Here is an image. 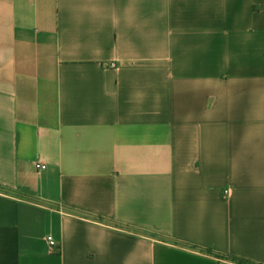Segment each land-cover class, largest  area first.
Returning <instances> with one entry per match:
<instances>
[{
    "label": "crops",
    "instance_id": "0c3cea01",
    "mask_svg": "<svg viewBox=\"0 0 264 264\" xmlns=\"http://www.w3.org/2000/svg\"><path fill=\"white\" fill-rule=\"evenodd\" d=\"M0 264H264V0H0Z\"/></svg>",
    "mask_w": 264,
    "mask_h": 264
},
{
    "label": "built area",
    "instance_id": "2783aa9c",
    "mask_svg": "<svg viewBox=\"0 0 264 264\" xmlns=\"http://www.w3.org/2000/svg\"><path fill=\"white\" fill-rule=\"evenodd\" d=\"M111 66L113 68H115L116 67V64L113 63ZM41 169H46V166L45 165L41 166ZM48 241H49V244H50L51 247H56L57 246L56 242L51 237L48 238Z\"/></svg>",
    "mask_w": 264,
    "mask_h": 264
},
{
    "label": "trees",
    "instance_id": "16d2710c",
    "mask_svg": "<svg viewBox=\"0 0 264 264\" xmlns=\"http://www.w3.org/2000/svg\"><path fill=\"white\" fill-rule=\"evenodd\" d=\"M208 253L213 254L211 251H208ZM215 256H217L218 258H221L220 255H215ZM233 260H236V261H238L240 263H247L246 261H243V260H238V259H233Z\"/></svg>",
    "mask_w": 264,
    "mask_h": 264
}]
</instances>
